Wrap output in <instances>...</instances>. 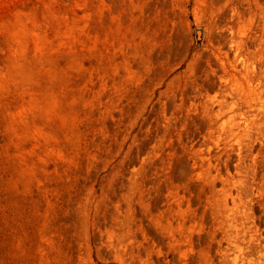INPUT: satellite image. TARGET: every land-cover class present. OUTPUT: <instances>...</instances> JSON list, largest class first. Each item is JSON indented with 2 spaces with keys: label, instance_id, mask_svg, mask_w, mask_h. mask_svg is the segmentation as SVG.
<instances>
[{
  "label": "rangeland",
  "instance_id": "374dc122",
  "mask_svg": "<svg viewBox=\"0 0 264 264\" xmlns=\"http://www.w3.org/2000/svg\"><path fill=\"white\" fill-rule=\"evenodd\" d=\"M0 264H264V0H0Z\"/></svg>",
  "mask_w": 264,
  "mask_h": 264
},
{
  "label": "bare ground",
  "instance_id": "6f19581e",
  "mask_svg": "<svg viewBox=\"0 0 264 264\" xmlns=\"http://www.w3.org/2000/svg\"><path fill=\"white\" fill-rule=\"evenodd\" d=\"M231 25V24H230ZM227 27V26H226ZM229 27V26H228ZM231 33V32H230Z\"/></svg>",
  "mask_w": 264,
  "mask_h": 264
}]
</instances>
